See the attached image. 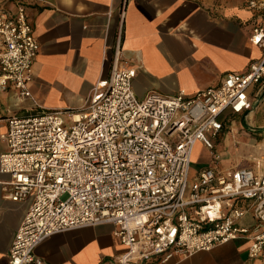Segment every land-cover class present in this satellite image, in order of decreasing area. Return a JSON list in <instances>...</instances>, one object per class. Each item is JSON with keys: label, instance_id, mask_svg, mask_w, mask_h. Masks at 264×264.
<instances>
[{"label": "built area", "instance_id": "obj_1", "mask_svg": "<svg viewBox=\"0 0 264 264\" xmlns=\"http://www.w3.org/2000/svg\"><path fill=\"white\" fill-rule=\"evenodd\" d=\"M264 12V0H246ZM262 49L244 74L226 73L219 85L188 96L156 92L138 98L136 69L119 62L91 88L87 105L68 112L42 109L10 116L0 136V171L8 175L6 197L30 199L8 252L9 264H44L35 247L72 229L111 223L126 250L115 264L151 259L180 261L236 239L248 241V257L264 247V173L204 168L190 178L195 143L212 150L225 111L248 108L249 88L264 77V29H252ZM38 46L22 6L11 15L0 8V92L13 87L29 97ZM248 201L253 224L238 223Z\"/></svg>", "mask_w": 264, "mask_h": 264}, {"label": "crops", "instance_id": "obj_2", "mask_svg": "<svg viewBox=\"0 0 264 264\" xmlns=\"http://www.w3.org/2000/svg\"><path fill=\"white\" fill-rule=\"evenodd\" d=\"M22 6L38 50L32 66L29 97L11 86L0 92V136L7 118L27 116L42 109H83L91 88L106 78L116 49L119 62L136 69L132 87L138 98L156 92L191 96L216 87L226 73L244 74L260 58L262 49L250 41L252 29H264V12L247 8L246 0H0L11 15ZM221 128L212 150L197 142L190 157V178L204 168L215 171L248 169L264 173V77L249 88L248 108L221 115ZM198 145V146H197ZM197 146V147H196ZM6 144L0 139V153ZM8 175L0 171V264H9L8 252L30 199L6 197ZM248 201L240 225L253 224ZM111 223L53 234L34 249L44 264H115L126 248ZM249 243L236 239L209 251H199L166 263L143 264H264V247L248 257Z\"/></svg>", "mask_w": 264, "mask_h": 264}, {"label": "rangeland", "instance_id": "obj_3", "mask_svg": "<svg viewBox=\"0 0 264 264\" xmlns=\"http://www.w3.org/2000/svg\"><path fill=\"white\" fill-rule=\"evenodd\" d=\"M197 146H198V145H197ZM197 146H196V147H197Z\"/></svg>", "mask_w": 264, "mask_h": 264}]
</instances>
